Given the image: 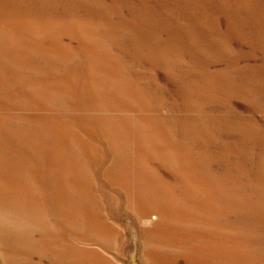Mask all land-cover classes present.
Segmentation results:
<instances>
[{
    "label": "rangeland",
    "instance_id": "rangeland-1",
    "mask_svg": "<svg viewBox=\"0 0 264 264\" xmlns=\"http://www.w3.org/2000/svg\"><path fill=\"white\" fill-rule=\"evenodd\" d=\"M0 264H264V0H0Z\"/></svg>",
    "mask_w": 264,
    "mask_h": 264
}]
</instances>
